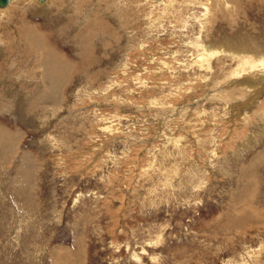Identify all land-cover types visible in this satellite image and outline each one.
Here are the masks:
<instances>
[{
    "label": "rangeland",
    "instance_id": "obj_1",
    "mask_svg": "<svg viewBox=\"0 0 264 264\" xmlns=\"http://www.w3.org/2000/svg\"><path fill=\"white\" fill-rule=\"evenodd\" d=\"M26 1L0 11V264H264V0H55L65 26ZM23 24L71 67L53 99Z\"/></svg>",
    "mask_w": 264,
    "mask_h": 264
},
{
    "label": "bare ground",
    "instance_id": "obj_2",
    "mask_svg": "<svg viewBox=\"0 0 264 264\" xmlns=\"http://www.w3.org/2000/svg\"><path fill=\"white\" fill-rule=\"evenodd\" d=\"M27 2L26 0H7V3L5 4V6L3 7H0V11L4 9H7L8 11H13L14 12H21L23 13V11H27L29 9V6L28 4L29 3H25ZM30 2L36 6V8H38L39 10L36 11L38 12L37 14H40V15H47L49 13H55V16L57 18V20L60 22L58 25L59 26H63L64 25V21H62L63 17L61 14H64L62 11L64 10H60L59 8H56V2L55 0H30ZM70 2V1H69ZM65 4V3H64ZM68 3H66L67 5ZM76 4V3H75ZM95 4V3H94ZM81 5V4H80ZM79 5V7H80ZM71 6V5H70ZM31 7V6H30ZM35 10L34 7H31ZM68 9H70L67 5V11H69ZM81 9V7H80ZM76 10H78L76 8ZM6 13V12H5ZM13 13V12H12ZM30 13V12H29ZM70 13V12H69ZM67 13V14H69ZM81 13L82 11H80V13L76 12L75 10L73 11V13H70V17H72L71 19L76 22H80L82 21L81 19ZM66 14V15H67ZM80 14V15H79ZM6 15V14H5ZM1 17V16H0ZM53 17V16H52ZM2 19V18H1ZM80 19V21H79ZM89 19V18H88ZM87 20V19H86ZM68 21V20H67ZM71 21V20H70ZM84 22V21H82ZM69 23V22H68ZM80 23H75L73 26L76 28V26ZM26 24V23H25ZM23 24L22 26L19 27L18 31H17V34H18V38H15V35L14 37H12V40L13 42H16L15 40L16 39H20L22 40V44L24 45V48L27 50V52H30L31 54L29 55H32V58H31V61H32V64L34 66L35 69L39 70L40 73H41V77L39 76V78H41V83L42 85L45 86V90L44 92H42L41 96L39 97V99H46V100H50V99H53L54 96V92L56 89H58L59 87L63 86L64 83L66 81H68L69 79V76L68 74H70V70H71V67L70 65L62 59V57L56 53L54 50L51 49V47H49L48 45L45 44L44 42V38H43V35H42V32L41 30L39 31L38 29L34 28L33 26H27ZM68 24H66L67 26ZM71 25V24H70ZM69 25V26H70ZM65 26V25H64ZM71 27V26H70ZM78 27V26H77ZM62 30V29H61ZM65 30V29H64ZM76 30V29H75ZM74 30V31H75ZM60 31V30H59ZM64 32V31H63ZM44 33V32H43ZM83 33V31H82ZM74 35L72 36V38H68L70 41H73L75 42L74 45L76 44H79L78 40V31L73 33ZM78 35V36H77ZM82 35V34H81ZM86 35V33H85ZM1 37V36H0ZM61 37V36H60ZM67 37V35H66ZM66 37L64 39H66ZM81 37V36H80ZM83 37H84V34H83ZM3 39L0 38V55L2 57V55L6 56L5 55V42L3 43ZM234 43V42H232ZM245 43V42H244ZM83 44V43H82ZM73 45V46H74ZM233 45V44H232ZM232 45H229V46H232ZM253 47V46H252ZM14 48V47H12ZM231 49V53L234 54V56H239L240 58L242 59H238L240 62L242 67L243 66H247V65H253L254 63L250 60L252 59V56H246V55H251V54H247L246 51L242 50V49H239V47H234V49L232 47H229ZM228 48V49H229ZM264 48V47H263ZM11 49V48H10ZM229 49V51H230ZM3 50V51H2ZM217 50V49H216ZM225 50V49H224ZM223 50V51H224ZM233 50H238L237 51H233ZM252 50V49H251ZM260 50V49H259ZM258 50V51H259ZM244 51V53H243ZM210 53V51H208ZM213 52V51H211ZM243 53V56L241 57L242 53ZM253 52V51H252ZM205 53V52H204ZM215 53V52H214ZM218 53V52H217ZM211 54V53H210ZM213 54V53H212ZM245 54V55H244ZM257 55V54H256ZM255 55V56H256ZM263 55V54H260V56ZM259 56V55H258ZM257 56V57H258ZM250 57V59H249ZM14 58V57H13ZM29 58V57H28ZM27 58V60H28ZM262 58V56L260 57ZM263 59V58H262ZM12 60V59H11ZM26 60V61H27ZM257 60V59H256ZM254 60V61H256ZM259 61V60H258ZM15 62V61H14ZM18 62V61H17ZM260 62V61H259ZM263 62V61H262ZM26 63V62H25ZM258 66V65H257ZM261 68V67H260ZM10 69H11V63H9L6 67H5V70H0V73H5L4 75H2L0 77V86L5 84V83H8L9 81L6 80V78L4 77L5 75L7 76L8 74H10ZM24 69V67L22 66V70ZM243 69V68H242ZM234 70V69H233ZM238 70V69H237ZM255 70V68H254ZM21 73V72H20ZM19 73V74H20ZM25 74V73H23ZM36 75V74H35ZM5 78V79H3ZM29 78V77H28ZM38 78V77H37ZM251 78V77H249ZM30 79V78H29ZM67 79V80H66ZM245 79V78H244ZM15 80V79H14ZM264 81V76H262V78H260V81ZM15 81H19L18 80H15ZM243 82V81H242ZM31 83V82H30ZM251 84L253 85H258L259 84V81L258 82H251ZM239 88V87H238ZM245 88V89H244ZM244 88L242 86H240V89H243L245 91L249 90L248 92H251L254 93L256 92V89L255 88H251L250 86H244ZM238 89V90H240ZM258 93V92H257ZM4 93H0V108H3L5 109L7 107V100L4 99ZM46 97V98H45ZM27 98L26 97V101H27ZM38 99V100H39ZM23 101V100H22ZM23 105V104H22ZM7 110V109H5ZM251 123V122H250ZM16 133V132H15ZM17 134H14L13 133H10L8 131H6L3 127L0 126V150L2 153H6L9 151V153L14 152L15 151V145H16V140H14L16 138ZM18 148V147H17ZM16 148V149H17ZM257 157L259 160L261 161H264V152H260L259 154H257ZM256 159V158H255ZM260 162V161H259ZM246 177V176H245ZM252 179V178H250ZM253 180V179H252ZM251 180V181H252ZM249 181V182H251ZM252 183V182H251ZM253 183H254V180H253ZM254 185V184H253ZM253 187V186H252Z\"/></svg>",
    "mask_w": 264,
    "mask_h": 264
},
{
    "label": "water",
    "instance_id": "obj_3",
    "mask_svg": "<svg viewBox=\"0 0 264 264\" xmlns=\"http://www.w3.org/2000/svg\"><path fill=\"white\" fill-rule=\"evenodd\" d=\"M6 3H7V0H0V7L5 6Z\"/></svg>",
    "mask_w": 264,
    "mask_h": 264
}]
</instances>
